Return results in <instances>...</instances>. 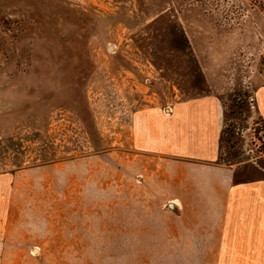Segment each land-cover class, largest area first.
I'll return each instance as SVG.
<instances>
[{"label": "rangeland", "instance_id": "374dc122", "mask_svg": "<svg viewBox=\"0 0 264 264\" xmlns=\"http://www.w3.org/2000/svg\"><path fill=\"white\" fill-rule=\"evenodd\" d=\"M203 97L219 162L145 150ZM261 241L264 0H0V264H264Z\"/></svg>", "mask_w": 264, "mask_h": 264}, {"label": "crops", "instance_id": "0c3cea01", "mask_svg": "<svg viewBox=\"0 0 264 264\" xmlns=\"http://www.w3.org/2000/svg\"><path fill=\"white\" fill-rule=\"evenodd\" d=\"M160 118L163 128L155 133L158 141L154 142V145H151L152 143L147 144L148 147L145 150L149 153L179 161L205 164L219 162L222 118L217 99L203 97L182 102L176 106L171 118H163L161 115ZM173 121H176L174 128L172 126ZM167 124L173 129H167ZM161 136L162 142L159 141ZM250 214L252 215L251 211ZM253 247L256 249L258 247L264 248V241H261L260 245H253ZM248 258L255 257L248 256ZM257 261L259 262V260L255 261L256 264H258ZM261 262L264 263V259Z\"/></svg>", "mask_w": 264, "mask_h": 264}, {"label": "water", "instance_id": "95a60500", "mask_svg": "<svg viewBox=\"0 0 264 264\" xmlns=\"http://www.w3.org/2000/svg\"><path fill=\"white\" fill-rule=\"evenodd\" d=\"M170 208H174V205L172 203L169 204Z\"/></svg>", "mask_w": 264, "mask_h": 264}]
</instances>
